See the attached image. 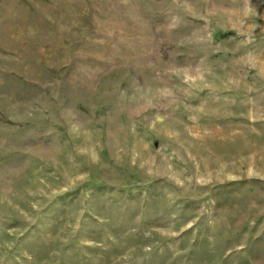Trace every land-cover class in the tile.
<instances>
[{"label": "rangeland", "instance_id": "obj_1", "mask_svg": "<svg viewBox=\"0 0 264 264\" xmlns=\"http://www.w3.org/2000/svg\"><path fill=\"white\" fill-rule=\"evenodd\" d=\"M0 264H264V0H0Z\"/></svg>", "mask_w": 264, "mask_h": 264}]
</instances>
